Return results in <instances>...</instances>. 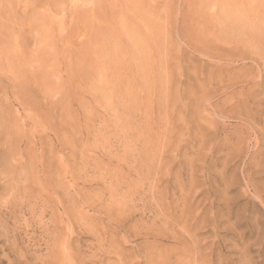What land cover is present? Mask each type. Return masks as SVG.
I'll use <instances>...</instances> for the list:
<instances>
[{"label":"rangeland","instance_id":"1","mask_svg":"<svg viewBox=\"0 0 264 264\" xmlns=\"http://www.w3.org/2000/svg\"><path fill=\"white\" fill-rule=\"evenodd\" d=\"M0 66V264H264V0H0Z\"/></svg>","mask_w":264,"mask_h":264},{"label":"bare ground","instance_id":"2","mask_svg":"<svg viewBox=\"0 0 264 264\" xmlns=\"http://www.w3.org/2000/svg\"><path fill=\"white\" fill-rule=\"evenodd\" d=\"M4 20V19H3ZM11 33V32H10ZM8 52V51H7ZM9 54V53H8ZM7 55V54H6ZM7 57H9L7 55ZM14 58V57H13ZM7 61V60H6ZM9 61V60H8ZM13 61V60H12ZM23 62V61H22ZM15 66V65H14ZM1 67V66H0ZM20 67V66H19ZM1 71V70H0ZM11 71V70H10ZM2 72H0V88L2 89V92L5 96H8V99H10L9 97L13 98L15 101L17 99V94L15 91V82L13 83L12 79H10L9 77H6L5 74L1 75ZM16 77V76H15ZM1 120V119H0ZM23 124V123H22ZM0 132H3L0 130ZM1 136V135H0ZM15 136V135H14ZM28 136V135H27ZM3 138V137H1ZM0 138V139H1ZM5 139V138H4ZM3 140V139H2ZM20 140V139H19ZM1 141V140H0ZM20 156V155H19ZM3 157V156H2ZM13 157V156H12ZM11 157V158H12ZM19 158V157H18ZM17 159V158H16ZM13 160V158H12ZM21 159H19L20 161ZM1 162V160H0ZM3 162V161H2ZM21 162V161H20ZM21 164L18 162V160L16 161V166H18V164ZM7 164V163H6ZM11 164V163H10ZM1 166V165H0ZM13 167V165H12ZM24 167V166H23ZM16 168V167H15ZM21 169V168H20ZM4 170V169H3ZM12 171V170H11ZM20 172V171H19ZM20 174V173H19ZM13 175V174H12ZM19 181V180H18ZM18 181L14 180L13 176H9V172L8 174L5 173V171H2L0 169V184L2 183L4 186V192L7 193L9 192V197L2 203H4L7 207H12L13 205H15V201L17 198V193L16 191H18L20 187H22L20 184H18ZM26 181V180H25ZM1 186V185H0ZM2 187V188H3ZM16 187V190H15ZM23 189V188H22ZM27 189V188H26ZM15 191V192H14ZM3 192V191H2ZM29 192V191H28ZM0 194H2L0 192ZM5 197V196H4ZM21 197V196H20ZM2 198V197H1ZM26 199V198H25ZM2 200V199H1ZM18 201V200H17ZM20 205V204H19Z\"/></svg>","mask_w":264,"mask_h":264}]
</instances>
